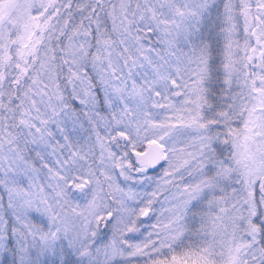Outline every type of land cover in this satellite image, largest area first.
<instances>
[{
    "label": "snow or ice",
    "instance_id": "6c2138e0",
    "mask_svg": "<svg viewBox=\"0 0 264 264\" xmlns=\"http://www.w3.org/2000/svg\"><path fill=\"white\" fill-rule=\"evenodd\" d=\"M0 264H264V0H0Z\"/></svg>",
    "mask_w": 264,
    "mask_h": 264
}]
</instances>
